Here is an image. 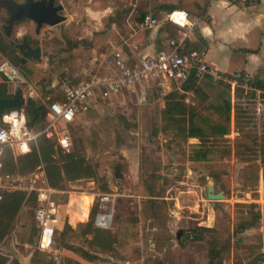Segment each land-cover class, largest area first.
Returning a JSON list of instances; mask_svg holds the SVG:
<instances>
[{
	"label": "rangeland",
	"instance_id": "374dc122",
	"mask_svg": "<svg viewBox=\"0 0 264 264\" xmlns=\"http://www.w3.org/2000/svg\"><path fill=\"white\" fill-rule=\"evenodd\" d=\"M55 2L64 6L60 11L66 16L63 21L54 25L44 23L37 32L36 23L29 18H23L15 22L8 35L4 32L8 12L0 5V42L12 44L16 51L14 43L19 42L23 35H27L29 41L35 45L39 44L42 50L39 60L29 58L21 65L15 64L0 49V61L8 59L23 76V80L9 81L0 73V82L6 84L10 92L21 89L25 103L19 109L25 120L28 117L24 105L28 100L45 106L40 97H56L59 94L57 88L61 79L67 77L80 80L107 75L109 56L113 49L121 48L130 53L127 37L131 30L140 27L134 21V11L129 22L125 20V14L128 15L126 10L131 9L134 4L136 13L145 8L163 18L162 11L148 7L155 5L156 0ZM129 4L131 7L125 9L124 5ZM118 11L122 13L118 14ZM115 14L117 20L111 23ZM159 28L160 31L176 35L178 26L172 22H161ZM149 30L150 28H143L145 33ZM248 78L252 79L254 76L249 75ZM31 90L35 91V97L30 95ZM249 91L250 89H245L240 97L231 92L234 105L231 111V130L223 137H208L206 140L209 141H191L186 137L184 130L166 127L168 122L162 118V109L164 97L169 90L161 85L152 82L144 85L136 83L108 98H99L90 109L80 113L73 123L69 124L70 145L65 148L53 141L55 150L51 154L52 158L62 165V154L72 151L81 153L93 167V176L68 179L63 171L61 186L53 187L49 185L43 164L35 166L30 172H21L20 164L16 163L12 172H2L4 191L23 189L27 194L36 193L35 200L30 198L16 212L11 228L0 240V251L4 252L6 263L80 264L78 261L84 258L82 252L85 249L99 256V264H121L120 260L124 255L117 256L119 251L114 243L111 245L114 249L109 251L101 249L91 240L94 231L87 222L95 220L100 196H109L107 205L112 208L114 218L106 229L112 230L117 218L131 215L134 209H138V205H145V198L137 197L136 194H202V210L194 215L203 220L202 224L206 226L213 218L212 228L215 229L213 232H205V238L213 236L224 245L231 244L229 251L221 254L223 262L229 259L228 262L232 261L234 264L236 255L235 261L240 262L239 264H252L255 256L264 253V88H259V91L251 90L253 93ZM162 147L175 152L179 164V167L176 166L173 170H165L162 178L156 180L144 176L142 181H132L127 172L122 178L114 175L117 164L125 161L123 157L127 163L128 159L140 160L142 173L153 172V166L145 162L156 158ZM198 148L211 150L207 156L190 158V154ZM0 150L4 156L7 150L5 146H0ZM186 160H192L194 163H186ZM186 165L204 174L203 179L198 181L200 185L193 181L191 172L179 171L180 166L184 168ZM212 174L215 190L224 191V196L218 199L214 206H211L205 196L209 182L207 176ZM190 185L198 188V191H180ZM30 187L33 188L28 189ZM39 190L47 195L44 201L37 199ZM40 204L48 207L52 216L57 218L51 223L52 242L47 247L44 246L49 243L45 242L48 237L41 239L43 232L34 216V209ZM55 208L59 212L56 213ZM160 208H163V205H160ZM254 211L260 212L259 223L234 235V226ZM66 222L72 229L60 236L59 232ZM61 238L67 246H73V249L63 243L59 245Z\"/></svg>",
	"mask_w": 264,
	"mask_h": 264
},
{
	"label": "crops",
	"instance_id": "0c3cea01",
	"mask_svg": "<svg viewBox=\"0 0 264 264\" xmlns=\"http://www.w3.org/2000/svg\"><path fill=\"white\" fill-rule=\"evenodd\" d=\"M156 2L155 5L151 4L148 7L152 6L153 9L157 8L162 11V19L156 13L147 11L145 8L136 13V4L133 7L130 6L133 2H129L130 4L127 6L124 5L125 9L131 7L126 10L128 15L125 14V20L131 21L130 15L134 11V21L140 27L131 30L127 37L130 53L121 48H115L121 50L122 56L128 62L136 63L144 55H153L158 50L166 49L168 47L167 38L175 35H170L164 30L160 31L159 25L161 22H172L166 20V13L184 10L189 17L197 18V23L187 41V47L201 49L204 61L219 72L241 70L248 76L264 80V0H156ZM168 4H174L175 8L168 10ZM146 13L156 15L159 22L149 27H142L140 21ZM116 15L111 23L117 20ZM172 23L178 26V33L181 29L180 25L176 22ZM143 28H150V30L145 33ZM140 85H144V83H140ZM186 137L191 141H200L196 136L186 135ZM156 156V158L145 162L153 166L154 170L150 173H142L140 160L128 159L127 176L132 181H142L144 176L158 180L157 178L164 176L165 170H173L179 165L175 152H170L167 148L162 147ZM189 162L194 163L192 160H186V163ZM179 171L191 172L196 185H200L198 181L203 179L204 175L200 170L188 165L184 168L180 166ZM176 174L174 169V175ZM207 177L209 184L213 175ZM184 179L185 177L182 178V180ZM208 184L206 185V194ZM180 191L192 193L197 192L198 188L190 185ZM129 195L133 196V194ZM135 196H143L145 205H138V209H134V213L132 212L131 215L120 216L112 227V230L116 231L120 219H131L136 222L134 239L117 237V241L114 243L115 248L119 251L117 256L124 255L120 260L121 264H208V246L205 239H189L180 244L177 238L179 229L186 230L196 225H203V220H199L194 215L202 210L203 204L200 202L203 198L202 194H136ZM140 202L143 201L140 200ZM159 204L163 205V208H160ZM56 208L57 213L59 211ZM90 213L89 211L88 217H90ZM44 232L43 238L47 236L48 241L45 242L48 243L50 242L49 232L48 230ZM0 253L4 254L2 251ZM221 254L214 259L213 264H232V261L228 262L229 259L223 262ZM98 259L82 258L78 262L80 264H99L97 263Z\"/></svg>",
	"mask_w": 264,
	"mask_h": 264
},
{
	"label": "trees",
	"instance_id": "16d2710c",
	"mask_svg": "<svg viewBox=\"0 0 264 264\" xmlns=\"http://www.w3.org/2000/svg\"><path fill=\"white\" fill-rule=\"evenodd\" d=\"M168 10L175 8L174 4H168ZM8 42H0V49L6 53L15 64H23V58L17 54L15 49ZM6 45L7 49H6ZM193 48V47H188ZM72 81L76 82V78H72ZM253 82L258 88H264V80L254 77L248 79ZM239 80L234 88V94L236 97H240L245 89L240 85ZM182 88L188 92H192L193 95L187 101V94L178 89H171L164 97V107L162 109V118L168 122L166 127H170L173 130H184L186 135L199 137L200 141H205L208 137H223L231 130V111L234 109L232 105V93L230 84L220 79H213L208 73L200 75L197 72V68H193L189 77L181 84ZM253 93V91H249ZM14 92L7 90L6 84L0 82V96L9 97ZM58 96V94H57ZM56 96V97H57ZM51 97V98H56ZM20 106H6L0 112V124H4L2 121V114L9 109H19ZM24 110L27 115L25 120L26 127L34 132H38L44 126L45 118V106L41 103H35L33 100H28L24 105ZM236 114V113H235ZM40 125L36 126L37 124ZM209 141V140H206ZM7 149L3 156L0 152V171L4 174L12 172L16 168V163L20 164L21 172L32 171L35 166L43 164L44 171L47 176L50 186L60 187L63 180V173L68 179H76L80 177H91L95 173L90 162L85 159L84 155L75 151L62 154L63 164L60 165L52 158L51 154L54 152L53 141L46 138L42 133L37 134L34 140L29 141V149L24 153H13L9 145H4ZM209 148H198L194 150V153L190 154V158L198 159L207 156ZM122 158V156L120 157ZM119 162L114 169V175L118 178H122L127 171V162ZM122 158V159H123ZM64 171V172H63ZM63 172V173H62ZM213 175V174H212ZM256 179V176H255ZM224 192V191H223ZM35 200L36 193L27 194L26 190L13 189L3 192V197L0 200V240L5 233L11 228L13 220L23 204L29 199ZM91 216V213H90ZM114 218V215H112ZM260 212L254 211L246 218H242L233 229V234L241 233L243 230L250 226H254L259 223ZM88 225L94 232V236L91 240L96 242L101 249H108L112 251V243L117 241V237L125 239H134L136 222L131 219H120L116 231L106 229L103 227H97L94 221L89 220ZM112 223V222H111ZM68 229H72L71 225L66 222L64 228L59 232L60 236L64 235ZM215 229L205 225H198L186 230L179 229L177 232L178 242L183 244L189 239H205L207 242V255L208 264H213L214 259L224 251H229L231 244L224 245L219 242L213 236L205 238V232H213ZM191 234V238L189 235ZM239 238H236V240ZM94 242V243H95ZM59 245H63L73 249V246H67L64 239H59ZM82 255L85 259L94 260L99 256L95 253H89L83 249ZM236 255L234 256V263L239 264ZM7 258L0 253V264H7ZM75 263V262H74ZM252 264H264V253L255 256Z\"/></svg>",
	"mask_w": 264,
	"mask_h": 264
},
{
	"label": "built area",
	"instance_id": "2783aa9c",
	"mask_svg": "<svg viewBox=\"0 0 264 264\" xmlns=\"http://www.w3.org/2000/svg\"><path fill=\"white\" fill-rule=\"evenodd\" d=\"M170 11L166 13V20L176 22L181 29L177 35L167 38L166 49L158 50L153 55H144L136 63L128 62L121 53V50L114 49L109 56V72L104 76L80 79L76 82L70 78H63L58 82V96L40 99L45 104V123L38 132L29 130L26 127L25 119L21 111L16 108L9 109L2 114L0 124V146L9 145L14 153H24L29 149V141L34 140L37 134L42 133L46 138L55 141L57 144L67 148L71 143V136L68 130L69 124L77 118L80 113L87 111L99 98L105 99L136 83L152 82L165 87L166 90L173 88L187 94L188 101L193 95L192 92L184 90L181 84L189 77L191 70L195 67L197 72L210 74L213 79H220L230 84L231 92L240 80V85L245 89L259 91L258 86L248 81V74L241 70L233 72H219L209 66L203 59V51L197 48H188L187 41L197 23L196 17H189L184 10L178 11L176 18ZM183 20V21H182ZM159 22V18L151 13L142 16L140 25L149 27ZM0 73L9 81L23 80L22 74L16 66L8 59L0 61ZM35 97V91H29ZM37 96V93H36ZM1 152V150H0ZM3 173L0 171V200L3 197L4 184L2 183ZM30 187L28 189H31ZM47 195L40 191L37 193L38 200H45ZM108 195H102L98 201V211L94 223L99 227H109L112 222V208L108 207ZM34 216L41 228V239L44 231L48 230L50 242H52V222L56 218L52 216L49 208L43 204L34 209ZM191 234L189 238H191ZM41 242V240H40ZM42 245V243H40Z\"/></svg>",
	"mask_w": 264,
	"mask_h": 264
},
{
	"label": "water",
	"instance_id": "95a60500",
	"mask_svg": "<svg viewBox=\"0 0 264 264\" xmlns=\"http://www.w3.org/2000/svg\"><path fill=\"white\" fill-rule=\"evenodd\" d=\"M0 5L7 12L8 17L5 19L4 32L8 35L11 33L13 25L16 21L23 18H29L36 23V31L38 32L42 24L54 25L63 21L66 16L60 11L63 9V4L55 0H0ZM14 46L24 58L40 59L41 46L39 44L31 45L27 35H23L19 42H15ZM25 103V97L21 89H17L12 96H0V112L6 106H21ZM224 196L223 190L216 191L214 188L213 178H210V183L207 186L206 197L210 201L211 206H214L216 201ZM214 226V220L211 218L208 222V227Z\"/></svg>",
	"mask_w": 264,
	"mask_h": 264
},
{
	"label": "flooded vegetation",
	"instance_id": "af4514ba",
	"mask_svg": "<svg viewBox=\"0 0 264 264\" xmlns=\"http://www.w3.org/2000/svg\"><path fill=\"white\" fill-rule=\"evenodd\" d=\"M30 43H31V42H30ZM31 45L34 46L35 44H32V43H31ZM15 48H16V47H15ZM16 52H17L18 55H20V56L23 58V62H25V61L27 60V58H24V57L21 55V53L18 52V49H17V48H16Z\"/></svg>",
	"mask_w": 264,
	"mask_h": 264
},
{
	"label": "bare ground",
	"instance_id": "6f19581e",
	"mask_svg": "<svg viewBox=\"0 0 264 264\" xmlns=\"http://www.w3.org/2000/svg\"><path fill=\"white\" fill-rule=\"evenodd\" d=\"M173 15L177 18L178 17V15H179V12L178 11H175L174 13H173ZM183 21V20H182ZM47 237V236H46Z\"/></svg>",
	"mask_w": 264,
	"mask_h": 264
}]
</instances>
